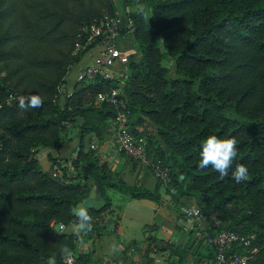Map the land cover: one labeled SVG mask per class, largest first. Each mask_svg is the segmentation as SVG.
<instances>
[{
  "label": "trees",
  "instance_id": "obj_1",
  "mask_svg": "<svg viewBox=\"0 0 264 264\" xmlns=\"http://www.w3.org/2000/svg\"><path fill=\"white\" fill-rule=\"evenodd\" d=\"M134 1L124 0L121 5L118 1L107 0L108 3L104 5L109 10L118 11L121 8L126 15L128 24L121 29L122 33L131 29L129 23L132 22L135 29L144 27L146 34L153 38L152 46H139V57L127 64V71L122 77L126 84L121 94L132 110V132L137 137L145 138L137 127L141 124L142 116L151 114L158 119L169 112L179 116L183 123L193 120L202 122L201 135L215 134L221 138L235 136L238 140V158L233 162L226 180L234 182L231 171L243 163L249 168L250 180L244 183L250 191L246 194L243 190L235 193L242 184H234L233 191L228 195L215 199L209 197L214 199L216 207L221 210V218L226 220L229 211L235 214L240 211L236 204L244 203L247 195H252L258 202L259 195L252 194L251 190H262L264 196V120L250 124L225 115L226 110L232 107L238 114L255 119L256 112L264 108V0L252 7L243 4L237 7L240 0H218L212 7L206 3L204 6L202 3L205 0H160L152 4V14L146 17L145 23L140 15L145 9L135 13L128 11L127 7L133 5ZM32 8L33 14L27 17L22 30L18 23L25 13L18 1L0 0V96L2 92L8 95L6 101H0V109L3 110L0 113V130L5 133L4 139L0 140V228L4 227L9 217L29 233L28 237H21L0 231V249L23 248L30 253L31 261L17 264H48L50 257H55L56 264H68L60 250L70 248L78 262L82 257L80 252L76 254L78 240L66 228L58 232L53 230L50 221L38 212L27 217L11 216L9 210L13 204L45 205L48 206L47 212L52 211L51 217L56 222L68 218L69 222L75 224L76 217L70 210L89 197L94 181L101 194L105 193L106 187L115 186L125 190L132 198L158 201L160 197L158 189L152 191L128 185L121 178L113 180L110 171L95 155V149L86 156H92V162L99 168L96 169L99 175L93 173L95 175L88 178L86 184L68 183L54 175L52 169L45 172L38 166V160L34 157L37 145L52 146L60 151L68 144V139L59 141L60 136L56 134L65 127L75 126L78 129L79 155L84 151L88 134H94L100 143L111 140L114 133L112 120L117 109L106 101H100L98 94L120 87L116 83L118 77L110 79L103 74L85 77L76 83L65 103L60 104L59 87L67 84L71 69L100 42L97 39L91 45L86 44L87 28L101 22L104 13L96 6V0H32ZM182 8L192 9L191 16L178 15L177 11ZM196 8L202 10L200 15L194 12ZM32 16L33 20H30ZM22 32H28L48 44L46 53L32 59L33 64L47 70L35 91V94L43 96V105L28 110L19 107L21 98L31 96L25 86L28 77L23 61L25 51L13 43L23 35ZM183 32L187 34L180 39ZM77 42L84 47L75 53ZM166 56L175 61L172 69L162 65V59ZM16 91L21 94L20 98H17ZM161 99L165 109L156 105V100ZM76 116L83 118L82 123H77ZM176 135H180V132L171 133L182 145L191 141L198 144L194 137L184 136L180 141ZM34 146L37 148L33 149ZM152 149L156 150V160L161 161L170 172L169 189L176 187L183 193L185 178L197 175L183 168L182 172H186V175L181 178L159 141ZM10 157L18 163L10 160ZM75 162H79V159ZM88 170L94 172V169ZM158 182L159 188L162 182ZM203 196L208 201L206 195H202V205L207 206ZM108 200L104 206L111 204L110 198ZM176 200H179L178 195ZM234 200L236 204L230 206ZM104 206L93 210L103 215ZM250 208V212L254 210L251 205ZM105 221L99 220L94 226L98 234L100 230L97 228H105ZM230 226L211 225L213 229L233 230L246 236L252 232L251 228ZM36 232L44 233V236L37 237ZM249 237L251 245L241 246L238 251L253 255L249 264H264V232L255 238ZM257 248L260 249L257 251ZM253 250L256 251L251 254ZM208 256L210 261L214 259L211 247H208ZM90 259L92 256L87 254L83 263L91 264ZM0 264L15 263L0 258Z\"/></svg>",
  "mask_w": 264,
  "mask_h": 264
},
{
  "label": "rangeland",
  "instance_id": "obj_2",
  "mask_svg": "<svg viewBox=\"0 0 264 264\" xmlns=\"http://www.w3.org/2000/svg\"><path fill=\"white\" fill-rule=\"evenodd\" d=\"M20 7L22 8L23 14L22 18L19 19L18 27L22 30H24L25 22L27 21V17H29L31 14H33V8H32V0H17ZM112 2L118 1L121 5H123L124 0H110ZM160 0H135L133 5H130L127 7L128 11L130 13H135L138 11L139 6L143 5V9H145V12L141 13L142 21L146 22V17H148L150 14H152L151 8L152 4H157ZM261 2V0H240L237 3V7H239L241 4L247 5L246 7H252L256 6L258 2ZM218 0H205L203 1V5L205 6V3L208 4L210 7H212ZM107 2V0H96V6L101 9L102 13H110L115 16H121L122 9L120 8L117 10H109L106 6H104ZM142 12V11H141ZM194 12L197 15H200L202 10L200 8L194 9ZM178 15H184L186 14L188 17L192 14V9H180L177 11ZM12 17V15H11ZM10 17V18H11ZM30 20H33V16L29 18ZM29 20V21H30ZM127 26V25H126ZM129 27L131 28L126 33L120 32L119 36V45L120 47L127 52L132 53V59H135L139 57L140 52L138 51L139 46L141 44L144 45H150L152 46V40L153 38L151 35H147V30L144 27H139V29H135V26L132 22L129 23ZM23 33V32H22ZM186 32L181 33L180 39L182 36L186 35ZM179 39V38H178ZM13 43H17V45L25 51V54L23 56V61H25V65L28 71V77H27V83L25 86L30 91V95L35 94L36 88L38 86V83L46 76L47 70L43 68L41 65L33 64L32 59L35 57H39L40 55L46 53L48 51V44H46L43 40H37L34 36H31L28 32H24L23 35L17 39L16 41H13ZM50 47V45H49ZM84 45H82L81 42H77L76 45V52L78 53L82 50ZM53 50H56V47L52 46ZM66 49V47L64 48ZM98 47L92 48L86 55L88 56V61L85 60L87 56L83 58V61L91 62L92 57L94 54H97ZM83 63V62H82ZM14 65V64H13ZM79 65L75 66L71 69L69 73V77H72L74 81H77L78 77V69ZM162 65L165 67H168L172 69L175 65V61L171 57H163L162 59ZM127 66L124 65L118 68V71H121L122 73L119 79L116 81L117 85L120 87L121 91L123 90V87L126 84V81L122 80V75L127 71ZM6 75V72H4ZM258 79V77H257ZM71 81V80H70ZM73 82V81H72ZM72 82L70 86L72 85ZM259 82V81H258ZM78 83V81H77ZM23 84V85H24ZM76 86V85H75ZM74 86V88H75ZM256 86V84H255ZM68 89L67 84L65 86L59 87V95L58 101L60 104H64L66 101V98L69 96V94L72 93L74 90ZM17 95V98H20V95L17 91L15 92ZM157 93V92H156ZM151 95H154V93H151ZM7 93L2 92L0 96V101H6L7 99ZM156 105L159 107L165 109V106L163 104V100L161 99L156 100ZM0 113H3V110L0 109ZM146 114V113H145ZM135 113L133 114V117H135ZM225 115L230 118L240 119L243 121H247L248 123L252 124L256 121H262L264 120V108H261L256 112V118H248L244 117L236 112V110L232 107H229L226 110ZM141 124L137 125L140 132L143 133L145 136V140L147 142V149L149 150L150 156H155L156 150L152 149V146L156 144L158 141L161 143V146L164 148V151L169 155L171 162H173L175 166V170L181 174V178H184L186 175V172H182L183 168L190 169V172L194 175H197V177L191 176L190 178H185L184 181V192L181 193L178 190V197L179 201L176 200V197L172 195L169 191V187L161 184V192L158 189V194L160 198H164L168 204L167 208L165 206V213L168 211L167 215L159 216L156 218L157 222H159V225L162 224L164 227L157 228L156 235L159 237H166V232H173L174 236H179L180 234H185L186 231H189V227H187L188 217L185 213V209L193 206L198 205L200 206L207 217V221L212 226L215 225H231L230 227H237V228H251L252 232L249 236L257 237L260 232H264V196L262 193V190L253 189L251 190V193L254 195H259V199L254 200V197L252 195H247L244 199L245 202L241 204H236V200L230 204L232 205H238L240 211L235 214L234 211H229L228 218L226 220H223L221 218V210L216 207V202L214 201L215 198H220L225 195H228L230 191L232 190V187H234V184H242V186H238L239 189L235 191V193H238V191L243 190L245 191V194L249 192L246 183H236L226 180V178L221 179L219 176V173H217L214 169L211 167L206 169H200L198 167V163L200 160V151H201V145L203 141L208 137L206 135H201V129H202V122L197 123L196 120L193 121H187L183 123L181 121V118L179 116H175L169 112L165 113L160 118H153L151 114H148L147 116H142ZM134 119V118H133ZM75 120L77 123H82L83 118L81 116H76ZM113 126V125H112ZM78 132V129L75 126L71 127H65L63 130H60L57 135H59V141L64 138L68 139V144L73 146L74 150H77V148L80 146V138L76 135ZM172 132H180V135H176V137H179V140L182 141L184 136L187 137H194L196 138V143L194 144L191 142L187 143L189 145H182L176 141V139L171 136ZM96 140L95 135H93ZM5 133L3 130H0V140L4 139ZM178 140V139H177ZM92 144L97 145L96 143H91L89 145L88 141L84 142V151L81 155L78 154V152H73L70 154L69 160H63L58 155L54 156V153L57 152V150L52 146H47L43 144H39L33 147V149L37 148L36 156H34L38 161V166L41 167L42 170L50 171L51 169L54 171V175L59 176L62 179L67 180V182H80L82 184H86V180L91 178L92 175H95L93 173H96V175H99L98 170L99 169L93 162H92V156H86L87 153H89L93 148L91 147ZM94 150V149H93ZM96 155V154H95ZM120 158H124V160H117L114 163H112L110 160L108 161H100L101 163H104L105 169H126L125 166L130 165L129 168L135 169L136 166L141 167L142 169H149L152 171L151 165L142 164L139 161H136L135 159L120 155ZM95 158V156H94ZM238 158V156H237ZM236 158V159H237ZM12 159L11 157L9 158ZM79 159V162L73 163L75 160ZM101 160V159H100ZM12 161H15L12 159ZM15 163H18L15 161ZM182 163V164H181ZM22 165V164H21ZM184 165L185 167H183ZM165 166V165H164ZM88 169H94V172H90ZM164 169H166V172L170 175V172L168 168L165 166ZM153 173V171H152ZM109 174L111 176L112 172ZM154 175V174H153ZM119 176V175H117ZM155 177V176H154ZM117 178V177H116ZM121 178V177H120ZM119 178V179H120ZM171 178V175H170ZM118 179V178H117ZM250 180L249 178L247 179ZM232 183V185H231ZM112 194H116L117 192L125 193L126 191L120 188H117L115 186H112ZM100 190V189H99ZM233 191V190H232ZM105 193L101 194L99 191V196L103 197V204L98 205L96 207L89 209V214L92 216L93 220V230L91 232L87 231H81L78 232H72L73 227L75 226L74 223L69 222L68 218H64L62 222H56L55 219L51 217L52 211H48V206L45 205H33V206H21L13 204L11 209L9 210V213L11 216H21V217H27L29 215H33L35 212H38L40 216H42L45 219H48L50 221V226L55 231L63 230V228L67 229L69 233L73 235L75 239L78 240V251L81 253L82 256L81 259L76 262L73 256L70 258H66V262L68 264H84V260L87 254L84 253L83 249L84 246H87V251L89 247H92L95 243V246L97 247L98 251H102V241L100 243L97 242L96 229L94 230V226L98 224L99 220L105 221V228H110L113 232L111 233L112 236L108 237L107 240L113 241L115 245L118 244V241H121V244L118 248L119 258L123 255V252L127 251V254H131L130 249L132 246L136 247L137 250H142L144 247L145 241L149 238L151 231L147 230L146 227H144V224H141L134 216V214H137L135 211V208L132 206H129L126 208V212L129 213L125 216V220L123 223L124 232L122 235L119 236V234L115 231V224L116 221L114 220V217H116V213L111 210L112 205L107 204L104 206V204L109 201ZM202 195H206V198H208V201L205 200V197L203 198L204 201H206V205H202L201 197ZM130 196V195H129ZM116 202H119L120 197L118 195H115ZM209 197H214L209 198ZM155 201V200H153ZM135 203H137L135 201ZM204 203V202H203ZM80 205V204H79ZM78 205V206H79ZM82 205V204H81ZM250 205L254 207V210L250 212ZM103 207V215H99V213H96L93 209L94 208H101ZM229 206V207H230ZM10 207V206H9ZM124 207V206H123ZM121 208V207H119ZM231 208V207H230ZM252 213L254 215H252ZM114 216V217H112ZM153 216L152 214L145 213L142 215V218L146 222L153 223ZM108 217V218H107ZM180 218V220H183V224L177 221ZM11 218H7L4 222V227L0 228L1 232L5 233H12L16 234L21 237H28L29 233H27L25 230H23L21 227H19L14 221L10 220ZM177 219V220H176ZM69 223V224H68ZM100 228H97V230H102ZM191 229V228H190ZM200 233L201 231L198 230ZM100 233V232H99ZM94 234V235H92ZM35 235L38 236H44V233L36 232ZM100 235V234H98ZM53 241L55 239L53 238ZM89 246V247H88ZM159 247H162L158 244ZM99 247V248H98ZM93 248V247H92ZM257 248L256 250L258 251ZM82 251V252H81ZM169 252L167 250H161L160 255L167 256ZM108 256H116V251H111ZM0 258L4 259L5 262H12V263H25L28 261H31L32 256L29 252H27L23 248H11L7 247L4 250L0 249ZM71 259V260H70ZM73 261V262H71Z\"/></svg>",
  "mask_w": 264,
  "mask_h": 264
},
{
  "label": "crops",
  "instance_id": "obj_3",
  "mask_svg": "<svg viewBox=\"0 0 264 264\" xmlns=\"http://www.w3.org/2000/svg\"><path fill=\"white\" fill-rule=\"evenodd\" d=\"M87 59L88 56L85 60ZM83 62L85 63L86 61ZM82 67V64L79 65L78 72ZM120 73L122 72L120 71ZM71 78L72 77H69L68 75L67 87L69 90L74 88L78 81H74ZM71 82L72 85L70 86ZM93 135L94 134H88L85 138V141H88L89 145L91 143H96L97 145H100L101 153L105 157L102 159L100 158L102 162H104L105 160H110L112 163H114L117 160H124V158L119 157L122 154H119L114 150L112 138L107 142L100 143L94 138ZM79 150L80 146L77 148V150H74L73 146L66 144L60 149V151L55 152L54 156L58 155L63 160H65L69 159L71 153H76ZM129 166L130 165L125 166L126 169H108L110 173L112 172V179L115 180L121 177V179H123L124 182L128 185H137L140 188H146L152 191L159 189V191L161 192V187H157L159 182L154 177L151 170L142 169L139 166H136L135 169H131L129 168ZM93 185L94 186L89 197L86 198L82 203H80V205L88 201H94L95 205L97 206L103 204L104 199L103 197L99 196L100 190L98 185L96 184V181H94ZM105 191V195L110 198V203L112 205L111 210L116 213V217H112H114V220L116 221L115 231L119 234V236L122 235L124 232L123 223L125 220V216L127 214L129 215V213L126 212V208H128L129 206L134 207L135 211L137 212V214H134L133 217H135L141 224H144V227H146L147 230L151 231V234L149 238L145 241L142 250H137L136 247L132 246L130 249V252H132L131 254H127L126 251L123 252V255L121 256V258H119V253L117 250L119 248L118 244L120 245L121 241H118V244L116 245L118 247L116 250V256H108L107 254L111 252L110 246L115 244L113 243V241L107 240L108 237L112 236L111 233L113 231L110 228L102 229L100 230V235L96 234V239L98 243L103 240L101 244L102 251L97 250L95 243L92 246L93 248L88 246V251L87 246H84L83 249L84 253H89L92 256V259H90L91 264H209L210 260L208 256L207 244L205 243L198 229H196L195 227H191L189 219L187 222V227H189V231H186L185 234L174 236L173 232H166V237H159L156 235L157 228L164 227L162 224L159 225V222H157L156 218L159 216L167 215L168 213V211H166V213L164 211L165 206L166 208L168 206L164 198H160V200L158 201H153L151 199L132 198L129 196L128 193L117 192L116 194H112V188L109 187H106ZM115 195H118L120 197V203L116 202ZM135 201L137 203H135ZM145 213L154 215L152 224L151 222H146L142 218V215ZM177 221L183 224L182 219L180 220L179 218ZM80 232L81 231H78V233ZM158 244L162 247H159ZM161 250H167L169 254L167 256L160 255Z\"/></svg>",
  "mask_w": 264,
  "mask_h": 264
},
{
  "label": "built area",
  "instance_id": "obj_4",
  "mask_svg": "<svg viewBox=\"0 0 264 264\" xmlns=\"http://www.w3.org/2000/svg\"><path fill=\"white\" fill-rule=\"evenodd\" d=\"M121 29V16L110 13L104 14L101 22L94 23L87 28L89 34L86 44L91 45L97 39H100V42L95 46L98 47V50L97 54L92 57V61L85 63L83 60L81 61L83 67L78 72V81L98 74H103L110 79L121 76L118 68L127 65L132 60V53L124 51L119 45L118 39ZM123 76H125V73H123ZM98 99L114 105L117 109V113L112 120L114 150L142 164L151 165L155 178L161 181L163 185L168 186L171 178L161 161L156 160L155 156L149 155L145 138L137 137L132 132V110L127 106V101L122 96L121 89L114 88L103 91L98 94ZM91 147L96 150V155L99 158H105L101 153L100 146L92 144ZM169 191L177 197L178 190L176 187H170ZM184 211L191 227L201 231V236L207 247H211L212 252L215 254L214 259L209 264H249L253 255L242 253L238 251V248L241 246L249 247L251 237L233 230L213 229L207 221L204 211L198 205L190 206ZM255 251L253 250L251 254Z\"/></svg>",
  "mask_w": 264,
  "mask_h": 264
},
{
  "label": "clouds",
  "instance_id": "obj_5",
  "mask_svg": "<svg viewBox=\"0 0 264 264\" xmlns=\"http://www.w3.org/2000/svg\"><path fill=\"white\" fill-rule=\"evenodd\" d=\"M139 11H143V5L139 6ZM27 100V102H26ZM43 105V96L41 94H33L27 98H21L19 100V107L22 110H28L29 108H39ZM238 140L235 136L230 138H221L218 135H209L201 145L200 160L198 167L200 169H206L211 167L217 173L221 179L229 177L230 170L232 169L233 162L238 155ZM249 177V168L240 163L236 165L235 169L231 171V179L236 183L247 181ZM94 201H88L82 205L71 208V213L76 217L75 226L73 232L93 230L92 216L89 214V209L96 207ZM117 246L115 244L110 246V251H116ZM61 255L65 258L72 256V251L68 247H63ZM48 264H56L55 257H50Z\"/></svg>",
  "mask_w": 264,
  "mask_h": 264
},
{
  "label": "water",
  "instance_id": "obj_6",
  "mask_svg": "<svg viewBox=\"0 0 264 264\" xmlns=\"http://www.w3.org/2000/svg\"><path fill=\"white\" fill-rule=\"evenodd\" d=\"M127 25V17L125 14L121 15V28L124 29Z\"/></svg>",
  "mask_w": 264,
  "mask_h": 264
}]
</instances>
